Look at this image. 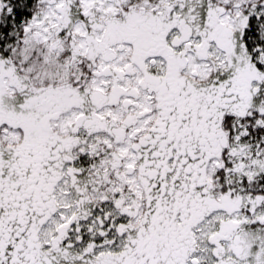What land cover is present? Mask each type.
<instances>
[{"label": "snow or ice", "instance_id": "snow-or-ice-1", "mask_svg": "<svg viewBox=\"0 0 264 264\" xmlns=\"http://www.w3.org/2000/svg\"><path fill=\"white\" fill-rule=\"evenodd\" d=\"M0 264H264V0H0Z\"/></svg>", "mask_w": 264, "mask_h": 264}]
</instances>
